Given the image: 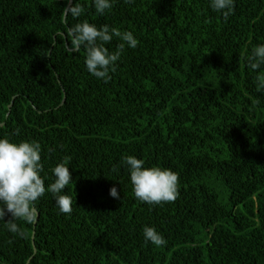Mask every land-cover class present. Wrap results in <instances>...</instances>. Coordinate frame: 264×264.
<instances>
[{
	"label": "trees",
	"instance_id": "1",
	"mask_svg": "<svg viewBox=\"0 0 264 264\" xmlns=\"http://www.w3.org/2000/svg\"><path fill=\"white\" fill-rule=\"evenodd\" d=\"M72 3L79 18L65 0H0V138L40 144L45 188L68 167L73 199L60 214L46 191L35 222L16 221L23 238L6 215L0 264H264V66L246 65L264 44V0H235L227 20L209 0H113L103 15ZM85 21L138 41L108 83L70 51ZM125 156L177 173V199L138 201ZM145 226L166 246L145 244Z\"/></svg>",
	"mask_w": 264,
	"mask_h": 264
},
{
	"label": "clouds",
	"instance_id": "2",
	"mask_svg": "<svg viewBox=\"0 0 264 264\" xmlns=\"http://www.w3.org/2000/svg\"><path fill=\"white\" fill-rule=\"evenodd\" d=\"M125 4H132L135 0H123ZM97 14L103 15L113 6V0H92ZM68 6L64 8L65 15L74 19L84 13V8L72 0H65ZM235 0H209V7L213 12H220L225 20L234 12ZM71 39L70 51L78 52L81 47L85 50L84 64L86 71L93 77L108 83L111 72H115L116 62L120 59L125 47L134 49L138 41L130 31H120L103 25L99 29L94 24L81 22L69 29ZM114 38L120 43L117 49L109 52L105 45ZM246 65L255 71L264 66V44L255 46L246 56ZM258 91H264V75L257 76ZM15 134V133H14ZM49 151H52L50 149ZM41 146L37 142H12L7 138H0V221L6 215L10 219L5 223L9 233L23 238L24 232L16 221L33 224L37 218L35 202L47 191L52 195L55 207L60 214H71L73 199L64 193L67 185L72 182L69 168L63 163L52 169L53 182L45 188L41 176ZM144 160L133 156H125L121 165L130 174L134 197L147 204H162L174 202L178 197V174L170 169L160 167H144ZM115 170V169H114ZM109 196L119 199L115 186L109 189ZM145 244L166 246V240L154 227L143 228Z\"/></svg>",
	"mask_w": 264,
	"mask_h": 264
},
{
	"label": "water",
	"instance_id": "3",
	"mask_svg": "<svg viewBox=\"0 0 264 264\" xmlns=\"http://www.w3.org/2000/svg\"><path fill=\"white\" fill-rule=\"evenodd\" d=\"M32 239H33V237H32Z\"/></svg>",
	"mask_w": 264,
	"mask_h": 264
}]
</instances>
